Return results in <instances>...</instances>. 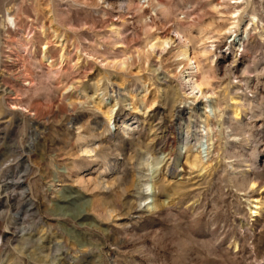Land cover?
I'll list each match as a JSON object with an SVG mask.
<instances>
[{"label": "rangeland", "instance_id": "1", "mask_svg": "<svg viewBox=\"0 0 264 264\" xmlns=\"http://www.w3.org/2000/svg\"><path fill=\"white\" fill-rule=\"evenodd\" d=\"M126 1L0 0V264H264V0Z\"/></svg>", "mask_w": 264, "mask_h": 264}, {"label": "bare ground", "instance_id": "2", "mask_svg": "<svg viewBox=\"0 0 264 264\" xmlns=\"http://www.w3.org/2000/svg\"><path fill=\"white\" fill-rule=\"evenodd\" d=\"M140 0H127L125 3H126V8L127 9H131V7L136 4L138 5ZM135 2V3H134ZM149 2V0H148ZM233 4L234 3H239L237 1H234L232 2ZM110 3H108L109 5ZM221 5V4H220ZM93 6V5H92ZM25 8V7H24ZM154 8V7H153ZM221 9V8H220ZM112 10V9H111ZM125 10V9H124ZM237 12V10H233L232 14ZM123 13V12H122ZM104 14V13H103ZM230 15V18L233 19V21L231 22V27H229L227 30L230 31L231 29L235 28L237 26V16L235 15ZM119 15V14H118ZM6 20L8 18H12L10 17L9 14H6ZM104 16V15H103ZM54 17V16H53ZM254 16H252L251 19L254 20ZM179 27V26H178ZM10 28V27H9ZM5 29V28H4ZM184 29V28H183ZM118 30V29H117ZM119 31V30H118ZM9 33V32H8ZM120 33V32H119ZM174 35H170L167 31H165L161 36H155L154 38L156 39V42L155 43H152L150 45V48L152 50V52L156 51L155 53H157V56L158 57H161L162 53L166 50H176V53H175V57H181L180 59V62L178 65H180L181 63H183V66L181 68H184V70H182L181 74V78H180V81H181V85H183V87L187 88L185 90H187V93L190 95V94H193V97L195 98H199V97H202V98H205L207 95H208V92L209 90L208 89H205L204 87V84H205V80H208L207 76L205 75V72L203 71L202 69V66L200 64H198L196 62V59H195V55L192 54L191 50H190V37L188 35H186L185 33H183L181 30L179 29H176L173 31ZM218 34V33H217ZM11 36V35H10ZM117 38V37H116ZM193 38V37H192ZM211 42V41H210ZM174 43H176L174 45ZM220 43V42H219ZM205 44V43H204ZM211 46V45H210ZM173 47V48H172ZM175 48V49H174ZM196 49V48H195ZM200 50L199 52V57H203L205 58L206 60L208 59L207 57L209 56L210 54V49H209V46H205V47H202L201 49H198ZM196 52V51H195ZM193 51V53H195ZM148 53L151 54L149 52V50L147 49L145 52H142V55L147 58L148 57ZM86 55V54H85ZM88 55V54H87ZM62 56V55H61ZM156 56V57H157ZM45 60H48L47 58V55L44 54L42 56ZM210 57V56H209ZM62 58V57H61ZM198 59V58H197ZM200 59V58H199ZM210 59V58H209ZM214 60V59H213ZM24 61V60H23ZM50 62H53V59H50ZM164 62V61H163ZM61 63V61H60ZM59 63V64H60ZM121 63V62H119ZM176 63V62H175ZM16 63L15 62H11V63H8L7 64V68L9 70H14L16 69ZM159 68V67H157ZM17 70V69H16ZM23 73V72H22ZM183 74H186L185 76H183ZM207 74V73H206ZM61 75V73H60ZM68 75V74H67ZM207 77V78H206ZM5 78V77H4ZM17 79V78H16ZM3 80V79H2ZM67 80V79H66ZM32 81V80H31ZM30 81V82H31ZM1 83V82H0ZM30 84V83H29ZM69 86V85H68ZM66 87V86H65ZM71 87V85H70ZM196 91V92H195ZM10 92V90H9ZM197 93H199V96H197ZM212 94V92L209 93V95ZM6 97V96H5ZM19 100V99H18ZM15 101V100H14ZM13 106V105H12ZM12 108V107H11ZM14 108H17V106H13V109ZM111 110V109H110ZM198 110V107H194V111H197ZM173 120H172V123L171 125L175 124V123H180V121L183 119V109L181 108V106H176L175 109H174V112H173ZM105 114V112H104ZM107 114V113H106ZM107 116V115H105ZM109 117V116H108ZM110 118V117H109ZM149 120V118H147ZM59 120V119H58ZM111 120V119H110ZM143 120V119H142ZM109 122V120H108ZM144 122V121H143ZM145 123V122H144ZM104 124V123H103ZM114 125L115 124V121H113ZM160 124V123H159ZM95 127V126H94ZM160 127V126H159ZM156 128V127H155ZM155 128H152L150 129L152 132L153 129ZM90 129V128H89ZM157 129V128H156ZM174 130V129H173ZM178 130V129H177ZM176 133V131H175ZM39 134V133H38ZM185 134V133H184ZM151 135V134H150ZM156 135V134H155ZM36 136V135H35ZM79 137H82V135H78ZM188 136V135H187ZM151 138V137H150ZM157 138V137H156ZM169 138V137H168ZM84 139V138H83ZM155 137L151 138V146L153 141H154ZM167 139V137L165 138ZM33 140V139H32ZM31 140V141H32ZM160 140V139H159ZM173 140V139H171ZM196 142H198L199 140H195ZM34 142V141H33ZM142 142V141H141ZM165 143V142H164ZM173 144V143H172ZM175 145V144H174ZM165 150V149H164ZM167 150V149H166ZM86 152H91L93 151L92 149H86L85 150ZM163 151V150H162ZM153 152V151H152ZM174 153V152H173ZM171 151H169V158L172 157V154H173ZM153 154V153H152ZM170 163V162H169ZM149 181L148 180H145L143 185L144 187H149ZM148 196H144V200L147 199ZM258 208V207H257ZM25 211V210H24Z\"/></svg>", "mask_w": 264, "mask_h": 264}]
</instances>
